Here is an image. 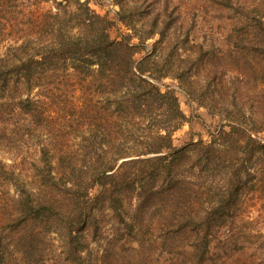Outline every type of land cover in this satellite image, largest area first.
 Returning <instances> with one entry per match:
<instances>
[{
	"label": "trees",
	"instance_id": "16d2710c",
	"mask_svg": "<svg viewBox=\"0 0 264 264\" xmlns=\"http://www.w3.org/2000/svg\"><path fill=\"white\" fill-rule=\"evenodd\" d=\"M115 4L113 20L92 0H0V115L18 116L13 142L37 157L0 160V264H47L55 242L73 245L79 264H113L109 251L90 257L92 242L118 235L108 213L133 235L128 244L195 240L203 259L237 216L228 211L244 184L237 150L250 148L242 165L262 153L264 128L255 118L247 133L234 121L208 142L175 146L189 120L164 80L198 99L199 58ZM128 250L124 264H141L140 250Z\"/></svg>",
	"mask_w": 264,
	"mask_h": 264
},
{
	"label": "rangeland",
	"instance_id": "374dc122",
	"mask_svg": "<svg viewBox=\"0 0 264 264\" xmlns=\"http://www.w3.org/2000/svg\"><path fill=\"white\" fill-rule=\"evenodd\" d=\"M120 1L125 5L126 18L139 29L148 30V24H156L159 30L164 28L167 36L173 34L184 54L199 58L203 71L191 78L196 88L201 87L198 99L181 89L177 80H164L176 91L189 120L174 134L175 146L199 139L208 142L221 126L236 124L234 121H240L247 133L255 118L257 126L264 128V0ZM92 7L113 20L120 10L115 0H92ZM119 27L127 32L122 24ZM18 119L7 113L0 115V127L6 128V132L0 130V160L7 164L26 157L28 162L37 158L34 146L21 147L13 142ZM256 138L264 143V132ZM243 146L237 150L241 158L237 168L244 183L240 185L242 195L228 208L237 216L213 237L211 250L203 259L199 253L196 255L200 246L195 240L161 248L147 245L148 251L138 248L136 241L128 244L133 235L124 231L123 221L115 213H108L105 223L107 230L119 229L118 235L109 231L98 243L92 242L90 257L100 258L109 251L107 259L113 264H124L129 246L140 250L136 253H140L141 264H264V185L260 175L264 170V151L242 165L250 149L245 142ZM205 208H210L208 201ZM131 210L127 212L130 216L134 214ZM49 249L47 264H79L73 245L55 242Z\"/></svg>",
	"mask_w": 264,
	"mask_h": 264
}]
</instances>
